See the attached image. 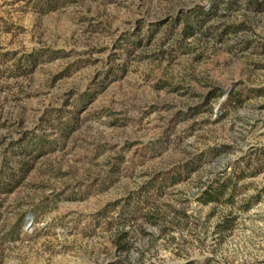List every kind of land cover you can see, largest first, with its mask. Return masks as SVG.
<instances>
[{"label":"rangeland","instance_id":"obj_1","mask_svg":"<svg viewBox=\"0 0 264 264\" xmlns=\"http://www.w3.org/2000/svg\"><path fill=\"white\" fill-rule=\"evenodd\" d=\"M0 264H264V0H0Z\"/></svg>","mask_w":264,"mask_h":264},{"label":"trees","instance_id":"obj_2","mask_svg":"<svg viewBox=\"0 0 264 264\" xmlns=\"http://www.w3.org/2000/svg\"><path fill=\"white\" fill-rule=\"evenodd\" d=\"M252 4H255L257 10H261L262 9L263 5H261V4L259 5V4H256V3H252ZM198 12H201V11H198Z\"/></svg>","mask_w":264,"mask_h":264}]
</instances>
